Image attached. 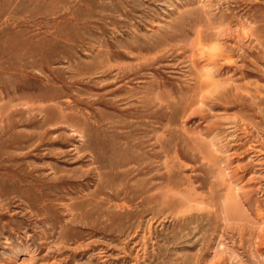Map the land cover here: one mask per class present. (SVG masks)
Returning <instances> with one entry per match:
<instances>
[{"label":"rangeland","instance_id":"374dc122","mask_svg":"<svg viewBox=\"0 0 264 264\" xmlns=\"http://www.w3.org/2000/svg\"><path fill=\"white\" fill-rule=\"evenodd\" d=\"M207 44L227 50L226 63L217 62L212 78L226 81L220 87H229L230 94L217 100L207 95L200 104L208 88L198 85L210 78L203 71ZM120 69L129 70L128 79L116 81ZM118 87L121 91L111 93ZM127 89L132 95L123 93ZM157 94L162 104L154 100ZM191 94L197 97L193 103L186 96ZM141 96L151 102L139 119L149 123L144 145L151 175L165 172L163 159L182 194L198 191L207 202L198 204L208 212L201 207L183 230L175 219L184 208L161 212L157 205L155 223L149 226L147 214L138 224L128 188L118 198L103 196L101 204L95 203L99 198L87 202L99 185L107 192L120 182L133 185L135 178L122 181L107 168L97 169L92 156L99 155L104 165L130 159V144L111 145L107 125L115 122L116 132L129 131L135 122L129 108L138 106ZM96 99L116 101L117 110ZM58 104L67 115L93 114L85 123L76 121L85 138L73 137L58 121L38 126L42 108L53 109L52 116L59 118ZM50 126L61 128L45 137L36 158L38 140L31 135ZM160 132L167 141L166 158L155 140ZM59 136L69 138V145L50 144ZM85 140L89 147H83ZM263 142L264 0H0V264H264ZM60 151L72 156L58 158ZM29 171L46 185L60 176L92 178L87 188L73 184L50 199L45 185L34 202L36 196L19 187L20 181L29 182ZM105 172L100 180L97 173ZM226 195L235 203L233 211L225 212Z\"/></svg>","mask_w":264,"mask_h":264},{"label":"bare ground","instance_id":"6f19581e","mask_svg":"<svg viewBox=\"0 0 264 264\" xmlns=\"http://www.w3.org/2000/svg\"><path fill=\"white\" fill-rule=\"evenodd\" d=\"M209 2V1H208ZM216 2V1H215ZM218 4H219V2H218ZM211 5H212V3H211ZM204 7V6H203ZM206 7V6H205ZM210 7V6H209ZM211 8H212V6H211ZM206 9V8H205ZM217 9V8H216ZM207 10V9H206ZM203 14V13H202ZM131 21V20H130ZM130 24V23H129ZM228 25V24H227ZM219 29V28H218ZM225 29V28H224ZM224 29H223V31H224ZM227 29V28H226ZM217 30V29H216ZM221 30V29H220ZM231 32V31H230ZM233 32V31H232ZM228 33V32H227ZM228 35V34H227ZM230 35H232V34H230ZM199 37V36H198ZM221 37V36H220ZM231 37V36H230ZM212 37H210V39H211ZM216 38V37H215ZM223 38H224V36H223ZM229 38V37H228ZM226 39V38H225ZM212 40V39H211ZM198 43V42H197ZM259 43V42H258ZM222 45V44H221ZM200 46V45H199ZM207 46L209 47V44H207ZM201 47H203V49H204V46H201ZM226 49V48H225ZM197 50H198V48H197ZM203 50H201V52H202ZM205 51V50H204ZM227 51V50H226ZM222 47H220V46H218V45H210V47L208 48V51H205L206 53H209V54H207L209 57H208V59L206 58V60H208V65H207V68H206V70H203L204 72H205V74H207L208 75V77H210L209 79H207V80H205L204 82H201V84H199L198 86H199V88L198 89H201V87L202 86H204L205 85V87H207L206 89H207V92L205 93V89L204 90H202V94L200 95L201 97H200V99L199 100H197V101H199L200 102V104L202 103V102H205L206 100H204V98L205 97H207V95L210 97V99H212V98H214L215 100H217V99H220V98H224L225 96H227L228 94H230V91H229V87H228V85H227V87L228 88H221L222 86L224 87V83H225V85H226V81L224 82V83H220V82H216V81H214V79L212 78V76L214 75V72L216 71V66H217V62L218 61H220L221 62V60L222 61H224L225 59H228V58H226L227 56V54L225 53L226 52ZM201 52H199L198 51V54H200ZM229 52V51H228ZM205 53V54H206ZM224 53H225V55H224ZM197 54V56H199ZM207 55H205V56H207ZM201 56V55H200ZM231 56H229V58H230ZM200 58V57H199ZM203 58V57H202ZM198 59V58H197ZM231 59V58H230ZM99 61V60H98ZM226 61V60H225ZM224 61V62H225ZM230 61V60H229ZM232 62H235V60H233L232 59ZM231 62V63H232ZM226 63V62H225ZM227 63H228V60H227ZM101 64V63H100ZM105 64V63H104ZM205 64V63H204ZM234 64V63H233ZM233 64H231V65H233ZM100 67V66H99ZM112 68V67H111ZM218 68H220V67H218ZM228 68V67H227ZM125 69V68H124ZM124 69H120L119 71H118V73H117V77H116V81H121V80H124V79H128V76H129V70L127 71V70H124ZM137 70H138V68H137ZM137 70L136 71H134L133 73H132V75H134V74H136L137 73ZM201 70H202V68H201ZM116 71H117V69H116ZM202 75H203V73H202ZM88 76V75H87ZM206 76V75H205ZM216 76V75H215ZM198 77H200V76H198ZM202 78H203V76H201ZM207 77V76H206ZM86 79V78H85ZM201 79V78H200ZM206 79V78H205ZM106 80V79H105ZM104 80V81H105ZM101 81V80H100ZM218 81V80H217ZM235 82V81H234ZM233 82V83H234ZM103 83H105V82H103ZM228 83V82H227ZM223 84V85H222ZM237 86H235L234 84H231V85H233L232 87H231V89L232 88H234V86H235V88L237 89V88H239V86H238V84L237 83H235ZM222 85V86H221ZM221 86V87H220ZM244 88H245V86H244ZM248 88V87H247ZM198 89H195V90H198ZM235 89V91H238V90H236ZM242 89V88H241ZM241 89H240V91H241ZM119 91H121V88L120 87H118L117 89H115V90H113V91H111V93H116V92H119ZM131 90L130 89H127V90H123V93H127V94H129V92H130ZM247 91V90H246ZM239 92V91H238ZM237 92V94H234V92H233V96L234 97H237L238 95H240L239 93ZM244 92V91H243ZM191 93V92H190ZM199 93H201V92H199ZM246 93L248 94L249 93V96H250V92H245V95H246ZM192 94H193V92H192ZM186 95L187 97H189L188 99H189V102H192L193 103V99H194V101H195V98H197V97H195V96H193V95ZM198 94V93H197ZM130 95H132V94H129V96ZM237 95V96H236ZM254 95V94H253ZM252 95V96H253ZM122 96V95H121ZM243 96V95H242ZM256 96V95H255ZM255 96H254V98H255ZM258 96V95H257ZM46 97V96H45ZM115 97V96H114ZM132 97V96H131ZM135 97V96H134ZM133 97V98H134ZM258 97H260V96H258ZM120 98V97H119ZM147 97L146 96H141L140 97V100H139V105L138 106H131L130 108H129V111H128V113H129V115L133 118V119H135V122H133L134 124H131L130 126H129V128H130V130L129 131H126V132H123V133H119V132H116V129L119 127V125H117L115 122H109V124L107 125L108 126V128L109 129H111L110 130V132H111V135H112V138H113V143L111 144V145H123V144H130V146H129V148L130 149H132V152H131V156H130V159L129 160H127V161H115V162H108V164H103V162H102V160H101V158H99L100 156L99 155H94V156H92V159H93V162L94 163H97L98 164V166L96 167L97 169H102V168H107L108 169V172H110V173H113L114 175H116V177L118 178V177H120L121 179H123L122 181H124V178H128V179H131V178H135L134 179V182H133V185H130V186H128L127 184H122V182H120V184H117V185H114V186H108L107 188L110 190L109 192H107L108 190H104L103 189V185H99L97 188H95L94 189V191H93V194H91V198L89 199V201H87V202H92L93 200H94V198H95V200L97 199V198H99V201H95V203H97V204H101L104 200H106L104 197H111V198H118L119 197V195L120 194H122L123 192H124V190H126L127 188L129 189V191H131L132 192V196H131V199H133L135 202H134V205H135V218L137 219V221H138V224H142V220L144 219V217L147 215V214H150L149 216H150V220L151 221H149V226H152L151 224L152 223H155V220L154 219H156V215H157V209H156V206L157 205H160V209H158V211H161V212H163L164 210H166V209H171V208H176L175 210H177V211H179L180 209V211H182L183 212V210H184V212H185V214L183 213H181L182 214V216L179 214V213H177L176 211H174V212H172V214L174 213L175 214V212H176V214H179L180 216H181V219H175L176 221H178L179 223V226H181V230H183V229H186L187 227H189L190 226V223H192L194 220H193V218L195 219V218H197V215H198V213H199V211L200 210H202V208H204L203 210H202V212L204 213V211H207L208 212V210H205V208L206 207H203V205H199V204H204V206H207V204L205 205V203H207L206 202V200L204 201V199L202 198V197H200L201 195H203V194H200L199 195V197H198V195H196V192H198V191H193V193L194 194H191L190 192L188 193V190H186V193H187V195L186 194H182V192L184 191L183 189V191L181 192L178 188H176L175 187V183L174 182H172V175H171V173L169 172V166H168V163L166 162V161H164L163 159H162V161H161V166L163 167V169L165 170V172H163L162 174H160V175H151V171L153 170V167H152V165H151V161H150V155H149V153L147 152V151H145V143H148V141H147V137H148V130H147V128H148V126L149 125H147V124H149L146 120H139L140 118H142V117H145V114L143 113V111H145V110H147V108H149V106H150V104H151V102H147V99H146ZM239 98H241V97H239ZM239 98H237V99H239ZM127 99H129V98H127ZM173 99V98H172ZM242 99V98H241ZM250 100H252V98H249ZM256 99V98H255ZM120 100H122V99H120ZM120 100H118V101H120ZM154 100H156L157 101V103L158 104H162V98L160 97V95L159 94H157V95H155V98H154ZM175 100V99H174ZM204 100V101H203ZM243 100V99H242ZM213 101V100H212ZM175 102V101H174ZM198 102V103H199ZM237 102H238V100H237ZM248 102H249V100H248ZM252 102H254V100L252 101ZM95 103H102L104 106H108L107 108H109V109H111V110H117L116 109V101H113V100H106V101H100L99 99H96V101H95ZM186 103V102H185ZM213 103V102H212ZM86 104H88L87 102H86ZM200 104H197L196 103V105H200ZM31 105V104H30ZM74 105H76V104H74ZM127 105H131V104H127ZM203 105V104H202ZM202 105H200V106H202ZM210 105V104H209ZM66 107V106H65ZM166 107H168V108H170V106L169 105H166ZM197 107V106H196ZM199 107V106H198ZM202 107H204L205 108V106H202ZM68 108L70 109V110H73V106L72 105H68ZM204 108H202V109H204ZM256 108V107H255ZM197 109V108H196ZM53 109H51V108H42L41 110H39V112L40 113H42L43 115V118H42V120L39 122V127L41 128V127H43L44 125H47L48 127H49V125H53L54 123H56L57 121H58V123L60 122V123H62L63 125L65 124L66 126H64V128L65 127H69L71 130H72V135H73V137H75V136H79V138H85L86 137V134L84 133V129H83V131H82V129L81 130H79L80 128L78 127V123L80 122V121H82L83 123H85L87 120H89L90 119V117H93V114L92 113H90V114H76L75 112H73L74 114H66L65 113V111H64V108H62L61 107V105H57L56 107H55V110L58 112V114H59V118L58 119H54L55 117H53L52 115L54 114V112L52 111ZM198 110V109H197ZM199 110H201L200 108H199ZM204 110H207V108L206 109H204ZM257 110V109H256ZM120 113H122V112H124L123 110L122 111H120V110H118ZM32 113V112H31ZM263 117V116H262ZM238 118H240V117H238ZM192 119V118H191ZM234 119H235V117H234ZM244 119V118H243ZM239 120V119H238ZM76 121H79V122H76ZM114 121V120H113ZM227 121V120H226ZM240 121V120H239ZM242 121V120H241ZM229 122V121H228ZM233 122H235V120L233 121ZM241 123V122H240ZM243 123V122H242ZM32 124V123H31ZM61 124V125H62ZM223 124V123H222ZM245 123H243V125H244ZM247 124V123H246ZM56 125H58V124H56ZM60 125V124H59ZM62 125V126H63ZM168 125V124H167ZM166 125V126H167ZM236 125V124H235ZM238 125H239V123H238ZM124 126V125H123ZM123 126H121V127H123ZM224 126V125H223ZM226 126H228V125H226ZM230 126V125H229ZM247 126H249V125H247ZM50 127H53V126H50ZM239 127H240V125H239ZM243 127V126H242ZM241 127V128H242ZM254 127V126H253ZM59 128H61L60 126H59ZM59 128H50V129H47L46 131H44L43 132V134H40V135H31L32 137V139H33V137L34 138H36L37 140H38V143H36V144H38L37 146H36V150H34V151H36L37 153H35L33 156L34 157H36L39 153V149H40V146H42L44 143H43V141H44V139H46L45 137L52 131V130H54V129H59ZM63 128V127H62ZM229 128V127H228ZM232 128V127H231ZM235 128V127H234ZM256 128V127H255ZM9 129V128H8ZM170 129V128H169ZM223 129V128H222ZM243 129V128H242ZM257 129V128H256ZM165 130V129H164ZM247 130V129H246ZM251 130V129H250ZM252 130H253V128H252ZM6 131H7V129H6ZM9 131V130H8ZM183 131V130H182ZM222 131V130H221ZM221 131H220V133H221ZM229 131V130H228ZM231 131V130H230ZM169 132V131H168ZM241 132V131H240ZM251 132V131H250ZM171 133V132H170ZM229 133V132H228ZM241 133H245L244 131L243 132H241ZM255 133H256V131H255ZM254 133V134H255ZM155 134V133H154ZM168 134V133H167ZM263 134V133H262ZM174 135V134H173ZM243 135V134H242ZM246 135V134H245ZM247 135H248V131H247ZM258 135V134H257ZM256 135V136H257ZM260 135V134H259ZM238 136H241V135H238ZM88 137V136H87ZM186 137V136H185ZM187 137H188V135H187ZM189 137H191V136H189ZM216 137V136H215ZM220 137H222V136H220ZM234 137V136H233ZM219 138V137H218ZM231 138V137H230ZM241 138H243V137H241ZM53 139V138H52ZM224 139V138H223ZM233 139V138H232ZM234 139H236L235 137H234ZM248 139V138H247ZM251 139V138H250ZM257 139H259L258 137H257ZM9 140V139H8ZM82 140V139H81ZM122 140H124L123 142H121ZM155 140L157 141V142H159V147H160V153L164 156V158H166V143L165 142H167L166 140H165V138H164V134L163 133H161L160 132V134L158 133V135L156 134L155 135ZM196 140V139H195ZM201 140V139H200ZM242 140V139H241ZM253 140H255V135H254V139ZM52 141V140H51ZM69 141H70V139L69 138H65V137H61V136H59V137H57L53 142H50V144H53V145H57V146H67V145H69ZM235 141V140H234ZM262 141V140H261ZM260 141V142H261ZM8 142V145H10L9 143V141H7ZM201 142V141H200ZM200 142L198 143V145L200 144ZM238 142V141H237ZM236 142V143H237ZM240 142V141H239ZM245 142V141H244ZM84 144L86 143V145L85 146H83V147H89V144L86 142V140L83 142ZM243 143V142H242ZM247 143V142H246ZM245 143V144H246ZM264 143V142H263ZM47 144V143H46ZM197 144V143H196ZM244 144V143H243ZM242 144V145H243ZM71 145V144H70ZM169 145V144H168ZM202 145V144H201ZM233 145V144H232ZM252 145H256V141H255V144H252ZM258 145V144H257ZM173 147H174V145H172ZM245 146V145H244ZM263 146V145H262ZM10 147V146H9ZM12 147V146H11ZM197 147V146H196ZM202 147V146H201ZM56 148V147H55ZM74 148H76V147H74ZM125 150V149H124ZM252 150V149H251ZM259 150V149H258ZM43 151V150H42ZM69 151V150H68ZM75 151V150H74ZM50 151H48L47 150V152H45L43 155L42 154H40V156H42V157H44V156H47L48 155V153H49ZM57 152V151H56ZM73 152V151H72ZM77 152V151H76ZM251 152V151H250ZM256 152V151H255ZM261 152V151H260ZM54 153V152H53ZM173 153H175V152H173ZM172 153V155L174 156V154ZM201 153H202V151H201ZM258 153H259V151H258ZM56 157H58V158H60L61 157V159H62V157H66V156H68L69 154L67 153V152H64V151H60V153H56ZM71 155V154H70ZM69 155V156H70ZM176 155V154H175ZM72 156V155H71ZM87 156V155H86ZM110 156V155H109ZM169 156V155H168ZM36 158H39V157H36ZM174 159V158H173ZM176 159V158H175ZM175 159H174V161H175ZM153 160V159H152ZM166 160V159H165ZM171 159H169V162H171L170 161ZM59 161V160H58ZM176 161H179L178 159L176 160ZM181 161V160H180ZM209 162H211V161H209ZM132 164V166H130V167H125V166H127L128 164ZM172 163V162H171ZM179 163V162H178ZM177 163V164H178ZM25 164V163H24ZM180 165V164H179ZM215 165V164H214ZM214 165H212V166H214ZM30 166V165H29ZM212 166H211V168H212ZM125 167V168H124ZM217 170V169H216ZM95 171V170H94ZM217 171H219V170H217ZM108 172H105V174L104 173H97L98 174V176L100 177V180L105 176V175H108ZM90 174H91V172H90ZM8 177H9V179H13V176L10 174V175H8ZM51 177V176H50ZM212 177V176H211ZM25 178H27V179H29L30 178V180H29V182H27V183H22L21 181L19 182V187H23V188H25L24 189V191H27V192H31L32 194H34V196H36V198L35 197H33L32 198V200H34V202L36 201V199H37V197H39V198H42V194H43V187L46 185L45 183H44V181H42V179H39L38 178V176H36V175H33V173H32V171H29L28 173H26L25 174ZM90 178H92V177H90V175L89 174H87V175H84L83 177H82V179L80 180V181H71V180H68V179H66L64 176H60L58 179H56V180H54L51 184H48V185H46V186H48V188H47V191H46V196H47V198L48 199H50L51 197H50V194H53V193H55L56 195H58V194H60L62 191H64V190H67L68 188L67 187H71L73 184H76V186L77 185H79L80 187H82V188H87L88 187V181L90 180ZM215 178V177H214ZM213 178V179H214ZM156 179H158V180H160V182L157 184H154L153 182L156 180ZM188 180V179H187ZM223 180V179H222ZM185 181V180H184ZM221 180L219 179V182H220ZM224 181V180H223ZM222 181V182H223ZM76 182V183H75ZM182 182V181H181ZM188 182V181H187ZM214 182H215V179H214ZM214 182H213V184H214ZM22 183V184H21ZM39 183V184H38ZM190 183V182H189ZM192 183H190V185H191ZM222 184V183H221ZM187 185H188V183H187ZM193 185V184H192ZM224 185V184H223ZM225 185H227L226 183H225ZM184 186L182 185V188H183ZM217 187H219L218 185H217ZM187 188H188V186H187ZM191 188V187H190ZM78 189V188H77ZM184 189H186V186H185V188ZM70 190V189H69ZM79 190V189H78ZM158 191V192H156V194H155V192L154 191ZM191 190V189H190ZM194 190V189H193ZM23 191V192H24ZM80 191V190H79ZM192 191V190H191ZM214 191V190H213ZM153 192H154V194H153ZM209 192H211L210 190H209ZM183 193H185V192H183ZM208 194V193H207ZM85 195V194H84ZM101 195H102V197H101ZM2 196V192L0 191V197ZM54 196V195H53ZM104 196V197H103ZM208 196H209V194H208ZM211 196V195H210ZM229 196V195H228ZM50 197V198H49ZM56 197V196H55ZM204 197H206V196H204ZM223 197H225V196H223ZM230 197V196H229ZM226 198H228L227 197V195H226ZM226 198H223V201H224V207H225V212L230 208V210H232L233 211V208L232 207H230V205H232V206H234L233 205V203L231 204L230 202H227V201H231L230 200V198H228V199H226ZM224 199H226V201L224 200ZM208 200V199H207ZM193 202H195V204L194 205H196L197 204V207H198V205L200 206V208H196V206H194V207H189V204L190 203H193ZM205 202V203H204ZM108 203V202H107ZM199 203V204H198ZM212 203V202H211ZM122 204V203H121ZM235 204V203H234ZM79 205V204H78ZM81 205V204H80ZM116 205V204H115ZM212 205V204H211ZM18 206V205H17ZM73 206V205H72ZM72 206H69L70 207V209L68 208L67 210H72V208L74 207H72ZM190 206H192V204H190ZM223 206V205H222ZM18 207H20V206H18ZM117 207V206H116ZM124 207V206H123ZM202 207V208H201ZM182 208H184L183 210H182ZM235 208H236V206H235ZM120 209V208H119ZM128 209V208H127ZM179 209V210H178ZM237 209V208H236ZM236 209H234V212H232L233 214L234 213H236ZM23 210V209H22ZM25 211H27V210H25ZM73 211H75V210H73ZM73 211H71V212H73ZM179 211V212H180ZM27 212H29V210L27 211ZM76 212V211H75ZM206 212V213H207ZM229 212H231V211H229ZM70 213V212H69ZM35 214V213H34ZM176 214H175V216H176ZM231 214V213H230ZM232 214V215H233ZM224 215V214H223ZM232 215H231V217H232ZM202 216H204V215H202ZM227 216H229V215H227ZM159 217V216H158ZM157 217V218H158ZM179 217V216H178ZM199 217H201V216H199ZM198 217V218H199ZM205 217V216H204ZM177 218V217H176ZM203 218V217H202ZM162 219V218H161ZM172 219V218H171ZM74 220V219H73ZM158 220V219H157ZM173 220H174V217H173ZM171 221V220H170ZM160 222H161V220H160ZM165 222V221H164ZM145 223V222H144ZM198 223H199V221H198ZM172 224V223H171ZM82 225V224H81ZM200 225V224H199ZM146 226H148V225H146ZM193 226V225H192ZM191 226V227H192ZM149 228V227H148ZM178 228V227H177ZM145 230V229H144ZM152 230H153V227H152ZM178 230V229H177ZM177 230H176V233H178L177 232ZM151 232V231H150ZM185 232V231H184ZM197 232V231H196ZM152 234H153V232H152ZM156 235V234H155ZM164 235V234H163ZM153 236V235H152ZM171 236V235H170ZM176 236H179L178 234H173V237H176ZM181 236H182V234H181ZM202 236V235H201ZM158 237V236H157ZM142 239V238H141ZM147 239V238H146ZM169 239V238H168ZM143 240V239H142ZM141 240V241H142ZM145 240V239H144ZM183 240V239H182ZM146 242H148V240L146 241ZM149 242H150V240H149ZM260 242V241H259ZM142 244H144V243H142ZM259 244V243H258ZM143 246V245H142ZM215 262V261H214ZM220 261H218V263H219ZM221 263V262H220ZM226 263V262H225ZM208 264V263H207ZM212 264V263H211ZM216 264H217V262H216ZM224 264V263H223Z\"/></svg>","mask_w":264,"mask_h":264}]
</instances>
